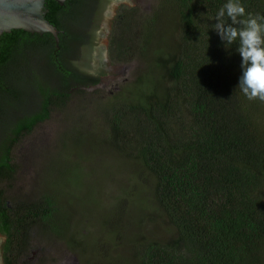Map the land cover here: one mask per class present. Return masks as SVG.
Wrapping results in <instances>:
<instances>
[{"label":"trees","instance_id":"obj_1","mask_svg":"<svg viewBox=\"0 0 264 264\" xmlns=\"http://www.w3.org/2000/svg\"><path fill=\"white\" fill-rule=\"evenodd\" d=\"M104 0H45V17L59 30L12 29L0 36V233L3 264H28L30 230L37 224L63 234L66 223L53 194L11 199L2 182L15 168L12 146L72 91L97 85L87 73L93 23ZM227 0H160L142 18L120 12L108 56L126 63L150 51L149 71L131 99L106 112L105 141L135 159L154 178V199L173 235L134 245L136 264H264V102L240 91L238 42L224 44L213 30ZM246 12L264 15V0H241ZM176 36L160 44L167 15ZM168 17V16H167ZM90 49H92L90 47ZM31 111L10 126L9 114ZM6 130V131H5Z\"/></svg>","mask_w":264,"mask_h":264},{"label":"rangeland","instance_id":"obj_2","mask_svg":"<svg viewBox=\"0 0 264 264\" xmlns=\"http://www.w3.org/2000/svg\"><path fill=\"white\" fill-rule=\"evenodd\" d=\"M160 0H104L95 26V48L84 52L81 67L98 77L97 85L72 91L65 105L22 136L11 149L15 168L2 182L11 199L38 200L53 194L66 223L63 234L42 224L30 230L28 264H136L134 245L142 240L173 235L163 210L154 199V178L135 159L105 141L106 112L112 103L131 99L137 83L149 71L151 51L126 63L109 59L111 31L121 11L136 8L142 18L152 15ZM168 16V17H167ZM159 43L176 36L175 17L167 15ZM15 114L2 123L10 126ZM6 131V130H5ZM4 128H0V141ZM4 236L0 233L1 245Z\"/></svg>","mask_w":264,"mask_h":264},{"label":"clouds","instance_id":"obj_3","mask_svg":"<svg viewBox=\"0 0 264 264\" xmlns=\"http://www.w3.org/2000/svg\"><path fill=\"white\" fill-rule=\"evenodd\" d=\"M213 30L224 44L238 42V85L249 100L264 102V15L246 12L241 0H227L217 11Z\"/></svg>","mask_w":264,"mask_h":264},{"label":"water","instance_id":"obj_4","mask_svg":"<svg viewBox=\"0 0 264 264\" xmlns=\"http://www.w3.org/2000/svg\"><path fill=\"white\" fill-rule=\"evenodd\" d=\"M44 5L45 0H0V36L12 29L40 34L50 32L58 44L59 30L46 19Z\"/></svg>","mask_w":264,"mask_h":264},{"label":"flooded vegetation","instance_id":"obj_5","mask_svg":"<svg viewBox=\"0 0 264 264\" xmlns=\"http://www.w3.org/2000/svg\"><path fill=\"white\" fill-rule=\"evenodd\" d=\"M103 8V7H102ZM104 11L101 9V11H100V13H103ZM96 22L97 21H94V22H92L93 23V26H95V24H96ZM92 32H93V40L91 41V43H90V46L89 47H91V48H95V57H97V56H100V55H102V51L100 52V50H98V48H96L95 47V45H94V43H95V41H94V32H95V30L93 31V29H92ZM31 99H30V96H28V97H26V101H27V103H28V105L26 106V109L23 111V112H19L18 110H16L15 112H14V114H15V116L17 117V118H19V117H22L24 114H28V113H30V111H31V109H30V107H28L29 106V101H30Z\"/></svg>","mask_w":264,"mask_h":264}]
</instances>
